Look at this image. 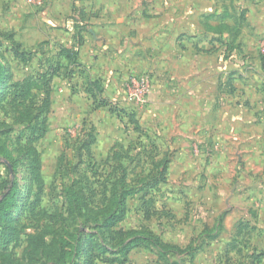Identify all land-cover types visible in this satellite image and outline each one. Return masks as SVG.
Instances as JSON below:
<instances>
[{
	"label": "rangeland",
	"instance_id": "374dc122",
	"mask_svg": "<svg viewBox=\"0 0 264 264\" xmlns=\"http://www.w3.org/2000/svg\"><path fill=\"white\" fill-rule=\"evenodd\" d=\"M121 1L85 45L95 1L0 0V194L15 167L0 264H264V0ZM73 45L76 63L57 61ZM24 79L36 85L22 113ZM28 123L45 125L37 167ZM149 233L176 249L124 247ZM62 238L79 248L64 263Z\"/></svg>",
	"mask_w": 264,
	"mask_h": 264
},
{
	"label": "trees",
	"instance_id": "16d2710c",
	"mask_svg": "<svg viewBox=\"0 0 264 264\" xmlns=\"http://www.w3.org/2000/svg\"><path fill=\"white\" fill-rule=\"evenodd\" d=\"M75 45L72 46V48H67V47H59V50L55 54L57 57V61L59 58H65L67 61L68 65H72L76 63V56H77V51L74 47ZM56 67L53 69V67H49L46 72L43 73V77L47 75H51L56 71ZM2 71L0 70V76H2ZM36 79H24L20 82L14 83L15 91L13 92V100L16 102V109L19 110V112L24 113L25 108V103L26 100L29 98L31 95V89L34 88L36 85L35 83ZM97 91H101V87L98 85L96 86ZM99 101H101V105H106L107 100L104 98H101ZM21 106V108H20ZM20 108V109H19ZM21 110V111H20ZM27 127L30 129V133L32 134L31 137H28L26 142H25V147L27 148V154L32 156L31 162L35 164L37 167L38 165V157L37 154L32 146V143L39 139L44 131H45V125L44 123H41L39 125H34L29 124ZM0 152L1 154L5 157L8 158V153L5 150L3 146H0ZM8 169V186L5 188V190L0 194V219L3 221L4 219H9V213H10V207L12 203V198L14 195V176H15V167L14 165L10 164L7 165ZM33 176L36 178L37 181H39V175L36 171V169L33 170ZM71 190L70 188H67V193H68V198L67 202L71 205V208L77 212L82 211V206L80 205V200L78 196H71ZM125 194H120L117 199H116V204H115V210H119V212L115 215V210L114 211H108V217L106 218L105 222H109L107 229L111 228L112 226L115 225L118 221H120L122 214L124 213V201L126 199ZM86 205H84L85 207ZM47 219L50 223H62L66 220L65 215L63 212H53V213H48L46 209H41L38 212L37 220L38 219ZM10 226V222L7 223V227ZM4 231L1 232L0 239L3 240L2 244H6L8 241L7 239L10 238V236H4L3 235ZM65 233L68 234L69 236H72V233L69 231L65 230ZM120 235H125V233L120 232ZM61 241L63 242V245L61 246L60 254H59V261L62 263L65 262L67 256H77L78 255V244L76 243L75 246L72 245L70 240L66 238H62ZM142 242H149L151 243V246H153L159 253H165L168 251H173L175 246L168 244L161 240L157 235H153L149 233L148 238L146 235H143L139 238L135 237L134 239H130L127 241L124 245L125 248L129 249L130 247L137 246L136 244L142 243ZM69 247V249H67Z\"/></svg>",
	"mask_w": 264,
	"mask_h": 264
},
{
	"label": "crops",
	"instance_id": "0c3cea01",
	"mask_svg": "<svg viewBox=\"0 0 264 264\" xmlns=\"http://www.w3.org/2000/svg\"><path fill=\"white\" fill-rule=\"evenodd\" d=\"M93 1H95L96 6H99L100 11H98L99 9H96L97 13H95L96 11L94 9V11H92L93 13H91V17H92L91 20L84 21L85 23L88 22V24H91L87 28L86 36H84L85 45L87 44L88 41L89 43H91V41L94 40L93 41L94 43L95 41H98L99 39H102V38L104 39V36L106 38L107 37L106 35L103 36L100 33H102L103 31L111 30V28L116 25V21H118V17L116 18V14L118 11V1L119 0H93ZM124 1L126 2V0H122L121 2L123 3ZM33 2L34 4H37V6H40L43 4L44 0H33ZM89 2H91V0H89ZM90 5L88 6V8H90ZM257 7H259V9H255L253 11L262 15L260 20L261 22H263L264 21V5L259 4V6ZM89 10L90 9L82 8L80 12L84 14L85 11H87L88 13ZM112 24L114 26H112ZM80 57H81V54H80Z\"/></svg>",
	"mask_w": 264,
	"mask_h": 264
},
{
	"label": "built area",
	"instance_id": "2783aa9c",
	"mask_svg": "<svg viewBox=\"0 0 264 264\" xmlns=\"http://www.w3.org/2000/svg\"><path fill=\"white\" fill-rule=\"evenodd\" d=\"M146 80L142 79L141 84H145Z\"/></svg>",
	"mask_w": 264,
	"mask_h": 264
}]
</instances>
